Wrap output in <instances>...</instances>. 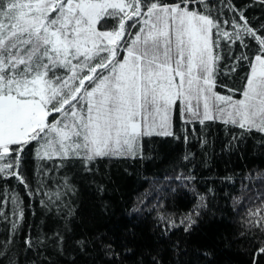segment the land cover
<instances>
[{"label":"snow or ice","instance_id":"1","mask_svg":"<svg viewBox=\"0 0 264 264\" xmlns=\"http://www.w3.org/2000/svg\"><path fill=\"white\" fill-rule=\"evenodd\" d=\"M246 7L232 0H0V180L15 178L29 197L42 194L40 204L70 231L77 189L62 170L92 172L97 158L142 157L144 137L178 139L174 112L185 124L220 122L236 129L230 143L257 138L264 147V22L253 27ZM249 41L256 45L251 57ZM235 45L241 51L230 56V72L242 62L249 70L239 89L221 94L215 90L219 64ZM26 152L43 162L34 190L20 171ZM175 179L183 184L194 177ZM196 195L179 222L158 214L162 233L197 225L207 202ZM9 203L10 215L4 211ZM249 216L264 234V209ZM23 219L19 194H5L0 220L8 234L0 240V264H18L13 249ZM44 239L26 235L24 246L32 249ZM50 239L62 252L63 232ZM89 242L76 244L84 251ZM102 247L119 256L111 243ZM261 259L264 241L252 264ZM153 264L159 261L153 258Z\"/></svg>","mask_w":264,"mask_h":264},{"label":"trees","instance_id":"2","mask_svg":"<svg viewBox=\"0 0 264 264\" xmlns=\"http://www.w3.org/2000/svg\"><path fill=\"white\" fill-rule=\"evenodd\" d=\"M232 2L238 8L247 6L245 15L253 27L264 22V5L253 0ZM255 50V43L249 41L245 49L249 57ZM240 51L239 45L231 54L225 51L217 77L219 92L241 87L248 64L242 62L230 72V56ZM236 131L220 122L185 124L176 114L173 132L179 138L144 137L142 157L97 158L92 172L79 166L63 169L61 174L68 172L77 189L70 231H64V221L54 211L40 204L42 194L29 197L15 178L0 180V199L15 192L23 202L24 219L13 249L18 264H153V258L159 264H252V253L264 241V234L249 224V213L264 209V147L257 138L230 143ZM38 163L43 162H37L31 152L23 154L20 171L33 190ZM180 174L194 179L182 184L175 179ZM196 194L207 202L197 225L189 232L180 225L162 233L158 214L179 222L192 208ZM10 208V203L5 205L8 215ZM7 230L0 220V240L7 238ZM56 231L64 234L62 252L50 239ZM29 234L33 240L45 239L26 249L24 238ZM85 238L90 242L80 251L76 241ZM108 243L119 256L105 254L102 244ZM258 264H264V259Z\"/></svg>","mask_w":264,"mask_h":264},{"label":"rangeland","instance_id":"3","mask_svg":"<svg viewBox=\"0 0 264 264\" xmlns=\"http://www.w3.org/2000/svg\"><path fill=\"white\" fill-rule=\"evenodd\" d=\"M215 90H216L217 92H219L217 88H216ZM219 93H221V94H228V93H222V92H219ZM240 98H241V97H236V96H235V99H240ZM175 115H176V113L174 112V113L172 114V117H171L172 130H173V124H174V118H175Z\"/></svg>","mask_w":264,"mask_h":264}]
</instances>
